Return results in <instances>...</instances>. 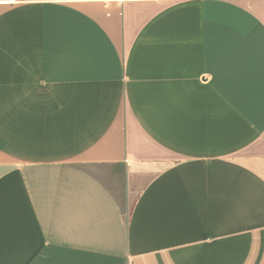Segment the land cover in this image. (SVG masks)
<instances>
[{
  "label": "crops",
  "instance_id": "crops-1",
  "mask_svg": "<svg viewBox=\"0 0 264 264\" xmlns=\"http://www.w3.org/2000/svg\"><path fill=\"white\" fill-rule=\"evenodd\" d=\"M0 264H264V0H0Z\"/></svg>",
  "mask_w": 264,
  "mask_h": 264
}]
</instances>
